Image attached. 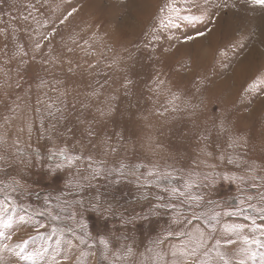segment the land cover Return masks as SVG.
I'll list each match as a JSON object with an SVG mask.
<instances>
[{
  "label": "rangeland",
  "instance_id": "obj_1",
  "mask_svg": "<svg viewBox=\"0 0 264 264\" xmlns=\"http://www.w3.org/2000/svg\"><path fill=\"white\" fill-rule=\"evenodd\" d=\"M219 2L181 4L195 16L207 8L210 16L203 21L177 18L178 27L157 32L160 39L153 41L166 0H0V232L11 236L0 237V260L53 264L55 257L64 264L71 241L77 246L69 264H76L81 252L95 253L92 264H170L172 246L182 247L187 237L154 242L169 230L172 211L160 208L157 215L122 225L119 215L94 212L89 201L99 197L126 217L143 215L169 202L167 181L160 177L167 175L183 190L190 173L213 171L199 164L206 160L220 165L216 172L245 179L236 184L218 180L214 187L203 181L193 189L204 197L196 213L212 215L213 209L227 207L225 202L239 205L241 200L247 211L221 216L197 258L202 264H262L264 236L252 230L246 217L257 216L256 222L264 224L248 209L249 203L264 206L259 199L264 193L259 179L264 176V9L241 0H228L235 8H214ZM217 11L216 23H209ZM206 28H211L206 35L183 42ZM37 41L42 50L34 53ZM18 46L28 55H15ZM156 81L164 84L157 89ZM109 106L111 115L101 117L98 109L107 112ZM89 129L99 135L89 136ZM230 135L242 137V146L228 147ZM104 137L108 146L101 143ZM205 145L214 157L203 155ZM61 149L82 159L69 166L55 155ZM221 154L239 157V168L215 158ZM90 163L104 172L88 181L83 177L90 174ZM57 164L63 167L53 171ZM250 167L257 168L255 189ZM182 201L170 202L190 218L193 209ZM225 225L241 227L242 236L260 244H244L224 232ZM197 226L204 227L194 221L190 228ZM183 228V223L171 225L176 231ZM101 236L109 241L107 251ZM78 237L87 243L79 244ZM228 237L237 243L224 245ZM37 252L41 255L27 259Z\"/></svg>",
  "mask_w": 264,
  "mask_h": 264
},
{
  "label": "snow or ice",
  "instance_id": "obj_2",
  "mask_svg": "<svg viewBox=\"0 0 264 264\" xmlns=\"http://www.w3.org/2000/svg\"><path fill=\"white\" fill-rule=\"evenodd\" d=\"M210 3V0H204V4L208 5ZM241 3L247 4L251 7H260L262 9H264V0H241ZM184 4V5H193V6H197L199 7V5L196 4V0H166V3L164 4L163 7L160 8V13H161V17L158 21V28H154L153 29V36H152V40L153 41H158L160 39V36L158 34H156L157 32H162L167 28H171V27H178V25L175 23V20L178 18L180 20H189V21H193V20H200L203 21L205 18L210 16V10L209 9H205L204 13L201 16H195L191 13V8L189 7H181L180 5ZM213 7L216 9H228L229 7L235 8L236 5L235 3L230 4L228 2V0H220L219 3H215L213 4ZM73 11H75V9H73ZM72 12L68 13V16H71ZM221 13L219 11H217L215 13L214 16H211V18L208 20L209 23L211 24H215L217 19L220 17ZM25 19H27V17H25ZM65 19H67V17H65ZM64 21L62 20L61 23H63ZM211 28H206L205 31H197L194 36H186L184 37V41L183 42H187L190 40H193L196 37H202L204 35H206L207 32H210ZM44 40L49 39L48 36H44L43 37ZM169 39H171V37H169ZM19 50L18 52L15 54L17 56L20 57H25L28 55L27 52L24 51L23 47L18 46ZM42 50V44L37 41L35 42L34 48H33V52H40ZM69 51H71V49H69ZM34 59V57H33ZM28 63L27 60L21 59V64L26 65ZM43 83V81H42ZM131 81H127V83L124 85L125 87H127V84H130ZM164 84V81H156V85H157V89H159L162 85ZM19 87V85H17ZM92 95H96V93H92ZM178 97L173 96V99H176ZM112 99H115V97H112ZM49 107H51V105H49ZM100 116H106V115H111L112 112V107L109 106L108 111L105 112L104 110H100L98 109ZM220 131L221 133H223L225 131L224 125H223V121H221L220 124ZM88 134L89 136H98L99 134L97 132H93L91 129L88 130ZM119 135V134H117ZM205 139H208L207 137H205ZM107 140L108 137H104V139L101 141L102 144H104L105 146L107 145ZM229 144L228 147L230 148H235L238 146H242L241 145V141H242V137L240 136H229ZM246 143V141H245ZM209 145H205V147L203 149H201V152L203 153V155L205 157H214V153L212 151H209ZM112 151H115L114 148L111 149ZM37 156H39V153H36ZM55 155L60 156L63 160L67 161V164L69 166L73 165V163L75 161H79L82 159L81 156L79 155H72L69 156L66 154V150L65 149H61L59 150L58 153H56ZM52 156H49V159H51ZM216 159H218L221 163H225L228 165H235L237 168H239L240 166V159L239 157L233 158V156L228 155L225 156L224 154L219 155L218 157H215ZM87 159L89 161L92 160V157H87ZM193 163H196V161H193ZM199 164H204L205 167L212 169L213 171L211 172H207L205 173L203 176L200 175V173H190L189 179H186L184 181L183 184V190H181L180 188H177L176 186H173L172 184V179H170L167 175H165L164 177H160L159 179H163L167 181V185L168 187L165 189L168 194H169V202L166 203H158L153 205L152 208H150L146 213H144L143 215H139V216H129L126 217L124 216L122 213H117L113 206L111 204H109L107 207H105L104 202L99 198L96 197L94 198V201H89L91 210L94 212H98L102 215H109V216H114V215H119L120 216V221L122 225H128V224H133L136 222V220L138 219H147L148 216L150 215H157L159 214L156 210L160 209V208H164L167 209L169 211L173 212V216L171 218V225H180L181 223L184 224V228L181 229L180 231H176L174 229H171V225L169 230H167L164 234L163 238H157V240L154 242L156 244H161L164 243L165 240L168 237H172V236H176V237H187L186 240H184L183 246H177V245H173L172 246V256L175 258L173 259L170 264H202V262L199 261V259L196 256V252L197 249L201 246H203L208 239H212V235L211 233H214L217 229H216V225L220 223V217L221 216H235V215H244L245 212L247 211V209L242 208L240 205L244 204V201L241 200L239 205H233V204H228L227 202H225V204H227V207H223L221 209V211H215V209H213V214L212 215H207L204 213L201 214H197L195 209L199 208L202 206V202L204 200V197L200 194L194 193L193 189L195 187H198L203 181H207V183L210 186H215L217 184L218 180H222V181H227L230 184H236L237 180H241L243 181L245 178L243 176L241 177H237L236 175L232 174H228L227 172L221 174L219 172H216L215 169H217L220 165L219 164H215V163H207L206 160H200ZM63 165L62 164H57L56 168L53 169V171L59 170L60 168H62ZM89 167L91 168V172L89 175L84 176L83 179L91 181L96 179L97 177L103 175V168L101 167H94L91 165H89ZM124 165H121V169H123ZM257 168L256 167H250L249 169H247V171H250L253 173V175L251 176V180L253 181V183L251 184V187L253 189L257 188V184L255 183V181L257 180L256 175H254V173L256 172ZM264 170V169H261ZM119 171V170H117ZM153 175L152 172H149V176ZM261 184L264 185V176L259 177ZM118 183V181H117ZM157 183L159 184V180L157 181ZM82 187V185H78L76 190L79 191L80 188ZM179 198H183L184 203H187L189 205V207L191 209H193L192 211V215L190 218L188 217H184L183 216V212L181 209L177 208V206L173 203H171L170 201L172 199H179ZM113 199H115V196H113ZM161 197H157V200H161ZM262 205H264V193L260 194L259 197ZM248 200H252V197H248ZM215 203L212 200L208 201V204H213ZM217 207H221L220 204L216 205ZM248 209H251L253 212L258 213V215L260 216L261 219H264V206L257 208L255 205L252 204H248ZM73 220H75V214L72 215L71 217ZM24 217H21V220H23ZM246 219L250 220L252 223V230L253 231H258L260 232L261 235H264V224H258L257 221V216H247ZM198 222L200 224H203V228L197 226L194 229L190 228V226L193 225V222ZM7 223H5V227H7ZM44 225L41 224L39 225V228H43ZM79 227L81 228L82 231L85 232V235H87L86 232V225L83 223V221L81 220L79 222ZM207 229L208 232L206 234L205 230ZM69 232H72V234L75 236L76 233L73 229L68 228L66 229ZM223 231L224 232H230V233H234L236 234L240 240L246 244V245H250V244H260L259 240H256L255 238L253 239H249L247 236H242L241 235V231L242 228L239 226H229V225H225L223 227ZM0 237H3L4 239H11V236L4 233V232H0ZM79 239V244H86L87 241L83 238V237H78ZM99 243L104 247V249L107 251L109 248V241L107 239H105L103 236H101L99 238ZM224 245H233L236 244L237 241L233 240L231 237H228L226 239H224L223 241ZM221 244V240L217 239L216 240V246L219 247ZM77 245H74L71 241L68 242V246H67V250L65 251V253L63 254V262L64 264H69L71 257L69 255V253L71 252V250L76 247ZM5 249H9L11 246L10 245H3L2 246ZM89 248L92 247V245H88ZM44 252L47 251V249H43ZM151 251V250H149ZM127 253L130 255L132 253V249L128 248ZM219 254V252H218ZM39 256L41 255L40 252H37L35 254H30L27 259L31 260L33 259V256ZM159 255V254H158ZM253 257L255 256V253L252 254ZM91 256H95L94 252H81L80 255L76 258V264H92V261L90 259ZM105 259H107V256L104 257ZM162 259V257H161ZM221 259H223V257L221 256ZM261 260H262V264H264V253H261ZM0 264H9V261L7 260H0ZM53 264H57V262L55 261V257H53ZM165 264H169V262H165ZM225 264H228L227 261H225ZM238 264H244L243 260L238 261Z\"/></svg>",
  "mask_w": 264,
  "mask_h": 264
},
{
  "label": "crops",
  "instance_id": "obj_3",
  "mask_svg": "<svg viewBox=\"0 0 264 264\" xmlns=\"http://www.w3.org/2000/svg\"><path fill=\"white\" fill-rule=\"evenodd\" d=\"M262 236H264V235H262ZM66 250H67V248H65ZM44 253V252H43ZM263 253H264V251H263ZM45 255H46V253H44ZM43 258V257H42ZM40 261H43V259H41Z\"/></svg>",
  "mask_w": 264,
  "mask_h": 264
},
{
  "label": "bare ground",
  "instance_id": "obj_4",
  "mask_svg": "<svg viewBox=\"0 0 264 264\" xmlns=\"http://www.w3.org/2000/svg\"><path fill=\"white\" fill-rule=\"evenodd\" d=\"M131 97H132V95H131ZM131 97H130V98H131ZM130 100H131V99H130ZM125 104H126V103H125ZM129 104H130V103H129Z\"/></svg>",
  "mask_w": 264,
  "mask_h": 264
}]
</instances>
